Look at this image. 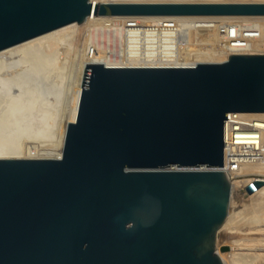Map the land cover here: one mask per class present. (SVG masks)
<instances>
[{"label":"water","instance_id":"1","mask_svg":"<svg viewBox=\"0 0 264 264\" xmlns=\"http://www.w3.org/2000/svg\"><path fill=\"white\" fill-rule=\"evenodd\" d=\"M90 15L264 3L0 0V264H224L226 170L167 168L222 167L227 114L264 112V55L105 60Z\"/></svg>","mask_w":264,"mask_h":264},{"label":"rangeland","instance_id":"2","mask_svg":"<svg viewBox=\"0 0 264 264\" xmlns=\"http://www.w3.org/2000/svg\"><path fill=\"white\" fill-rule=\"evenodd\" d=\"M99 1L102 3H104V2L107 3L108 1L111 2L112 0H99ZM114 1H116V0H114ZM117 1H119V0H117ZM207 1L208 2H210V1L211 2H214V1L221 2L222 1L224 3L227 1L232 2V1H237V0H226V1L225 0H207ZM238 1H244L246 3H250V2L257 1V0H238ZM98 16H100V15H98ZM129 16H127V17H129ZM132 16H130L131 19L130 18L126 19V21H125L126 23H124L125 19L122 21L121 20H112V21H108L107 23H101V24L99 23V27L97 26L98 23L94 24L93 20H92L94 28H96L95 31H97L96 34H99V33L101 34V32H103L102 30H105L106 33H104V32L103 33L106 34L105 36L107 38V35H108L107 32H109V30H112V29L115 30L116 29L115 31L118 33V35H122L123 38L125 39V40L123 39V42H121L122 44H120V46L117 45L116 47H112V45L108 46V45L102 44V42H105L104 40L106 38H103V34H101V37H99L100 35H98L97 37H98L103 55L108 56V57L111 56L112 58L117 57L115 55L116 53L123 55V52H121V51H124V49L127 50L125 43L128 41H132V40L134 41L135 39H138L135 41H137L136 45L140 47V48L138 47L139 52H141V51L144 52L143 51V49H144L143 48L144 30L145 29L146 30L153 29V28H149L148 25H150V27H151V26H155L158 24L165 23V22L162 23V20H159L161 23L157 22L158 24H156V22H148L149 24L148 23L146 24L145 21L147 18L146 19L145 18H136V16L135 17L134 16L132 17ZM173 16H175V15H173ZM103 17H105V16H103ZM240 17H250V16L245 15V16H240ZM251 17H256V16H251ZM257 17H262V18H255V20L252 18H250L248 20H241V19L233 20L229 23H225L226 25L225 24L222 25L221 23H219L220 26L218 25L216 27H214L210 24V28H207V29L205 26L206 25L209 26V24H205L204 23L205 21L203 23L198 22V23H200V25L197 24L198 26H200L199 28L197 26L188 27V23H182V24L176 23L177 25L174 24V26H176V27L178 26L177 27L178 29L176 27H174V28H176L177 31L173 30V28L170 31L171 35L173 36L171 45H163L164 44L163 37H160L157 35L156 40L154 41L155 43L153 42L154 44H152V46H154V48L156 49V52H158V54L159 53L162 54L163 52L174 53L175 54V55H173L174 58L173 57H171V58L175 59V60H177V58H178V60H179L178 62H181V64H183L186 61V63L184 64L185 67H187V65L189 63L191 64V63H194L196 61H201V60L204 61V60H207L210 58H216L219 60L226 61L229 57L234 56V55H264V34H263V32H264V16H257ZM133 18H134V20H133ZM129 20L132 21V23L128 22ZM142 20H144L143 21L144 23L142 22ZM115 21H116V23H115ZM137 21H139V22H137ZM111 22H113V23L111 24ZM121 24H123V25H121ZM106 25H108V26H106ZM103 26L106 28L103 29ZM211 26H212V28H211ZM100 27H102L101 28L102 30L100 29ZM186 27H187V29H186ZM218 27H219V29H218ZM107 28H110V29H108V31H107L106 30ZM131 28H132V30H130ZM180 28H182V29H180ZM195 30H196V32H195ZM198 30L202 31V32H198ZM216 30H218L219 32ZM189 31H190V33L191 32H193V33L195 32V33L190 34ZM196 33H197V35H196ZM186 34H188V37H186ZM130 38H131V40H127ZM185 38L188 41L184 42L183 40ZM226 41L229 43H227ZM182 43H185V47L188 48L187 50H185V47L183 46ZM223 43H224V45H223ZM188 44H190V45H188ZM191 44H193L195 46H193ZM240 44H242V45H240ZM202 46H204V47L202 48ZM230 47L233 50H231ZM245 47H247V48L243 49ZM207 49L209 52L207 51ZM196 50H199V52ZM206 51L208 53H205ZM210 51L211 52L214 51V52L211 53ZM188 52H191V53L189 54ZM260 52H262V53H260ZM106 53H107V55H106ZM203 54H205V55H203ZM206 54H208V55H206ZM209 55H211V56H209ZM195 56H197V57H195ZM179 57L180 58L182 57V59H180ZM190 57H192L194 59H192ZM169 59H170V57H169ZM190 59H192L191 60L192 62L190 61ZM188 67H189V65H188ZM228 115H229V118H227L224 122V153H223L224 154V156H223L224 161H223V166L224 167L226 166V167L225 168L223 166L222 167L225 170L227 168L226 171H231V172H229V173H231L229 183H230L231 189L234 191V195H231L232 197H230V198L234 202V206L236 207L237 200H239L241 202V204L244 203L243 205H240V207H238V209H240L241 213L239 215L240 217H237L236 220H238L240 218H241L240 220H244V219L245 220L242 221V223L240 222V224L238 226H236L235 229L233 228L230 231V233L224 235L225 241L223 240V243H222L223 245H221V246H228L230 249L220 253L221 254L220 256L222 257L223 254L231 251L232 248H240V247L232 245L235 238L245 239V237L246 238L249 237L250 239H254V241L252 240L253 242H250L251 244L253 243V246L252 245L251 246L249 245L250 247L246 246L247 248L241 247L240 250H234V252L232 250V252L235 254L234 255L235 257L233 258V255H232V257H229V258L227 257L226 261H224L223 263L224 264H264V187H262L261 189H258L257 192L253 191V188L251 187L252 191L249 192L248 188L250 187V185H247L248 184L247 182L249 181V179L246 178V177H249L251 175H256V174L264 175V112H233V113H230ZM231 151H235V154L238 156L235 157V160L232 158L229 159L228 160L229 162H228V161H226L228 159L227 155H230ZM227 152H228V154H227ZM230 163H231V165H229ZM236 196H238V197H236ZM237 198H239V199H237ZM254 222H256V223H254ZM240 235H242V236H240ZM227 239H229V240H227ZM246 244H247V242H246ZM235 260H237V261H235Z\"/></svg>","mask_w":264,"mask_h":264},{"label":"bare ground","instance_id":"3","mask_svg":"<svg viewBox=\"0 0 264 264\" xmlns=\"http://www.w3.org/2000/svg\"><path fill=\"white\" fill-rule=\"evenodd\" d=\"M226 1V0H225ZM90 2L91 3H94V4H101L102 2H100L99 0H90ZM104 2V1H103ZM109 2V1H108ZM107 2V3H108ZM105 3V2H104ZM109 3H223L222 1L221 2H216V1H214V2H208L207 0H119V1H114V0H112L111 2H109ZM224 3H246V2H244V1H232V2H224ZM250 3H264V0H257V1H254V2H250ZM130 16H132V15H130ZM130 16L129 17H127V16H105V17H103V16H98V15H90V17H91V20H93V23L95 24V23H98V27H99V23L101 24V23H107L108 21H112V20H124V23H126L125 21H126V19L127 18H130ZM133 17V16H132ZM135 17V16H134ZM136 18H147L146 19V21H145V23L147 24L148 22H156V24H158L157 22H160L159 20H162V23L163 22H169V21H171V22H174V24L175 25H177V24H182V23H188V27H191V26H197L198 28L200 27V26H198L197 24H199L200 25V23H198V22H201V23H203L204 21V23L205 24H209V26H205L206 27V29L207 28H210V24L212 25V26H214V27H216V26H218L219 25V23H221L222 25L223 24H225V23H229V22H231V21H233V20H239V19H241V20H248V19H250V18H252V19H254L255 20V18H262V17H238V16H201V15H195V16H193V15H175V16H173V15H170V16H164V15H142V16H136ZM131 19V18H130ZM133 20H134V18H133ZM144 20H142V22H143ZM128 22H131L132 23V21H128ZM127 22V23H128ZM137 22H139V21H137ZM207 22V23H206ZM110 23V22H109ZM108 23V24H109ZM113 22H111V24H112ZM115 23H116V21H115ZM144 23V22H143ZM161 23V22H160ZM177 23V24H176ZM129 24V23H128ZM134 24V23H133ZM149 24V23H148ZM154 24V23H153ZM104 25V24H103ZM116 25V24H115ZM119 25V24H118ZM121 25H123V24H121ZM130 25V24H129ZM159 25V24H158ZM226 25V24H225ZM237 25V24H236ZM96 26V27H97ZM101 26V25H100ZM106 26H108V25H106ZM149 27H150V25H148ZM185 26V25H184ZM204 26V25H203ZM212 26H211V28H212ZM220 26V25H219ZM235 26V25H234ZM120 27V26H119ZM118 27V28H119ZM129 27V26H128ZM176 27V26H175ZM178 27V26H177ZM176 27V28H177ZM196 27V28H197ZM226 27V26H225ZM102 27H100V29H101ZM106 27H104L103 26V29H105ZM113 28V27H112ZM176 28H174L173 27V30H176ZM96 29V28H95ZM99 29V30H100ZM108 29H110V28H107L106 30L108 31ZM115 29V28H114ZM123 29V28H122ZM178 29V28H177ZM180 29H182V28H180ZM186 29H187V27H186ZM189 29V28H188ZM215 29V28H214ZM218 29H219V27H218ZM102 30V29H101ZM116 30V29H115ZM115 30H109V32H107V38H106V34H104V33H106L105 32V30H102L103 32H101V34H103V38H106L104 41L105 42H102V44H104V45H112V47H116L117 45H119L120 46V44H122L121 42H123V36L122 35H118V33L115 31ZM130 30H132V28L130 29ZM241 30V29H240ZM118 31V30H117ZM177 31V30H176ZM194 31V30H193ZM208 31V30H207ZM206 31V32H207ZM213 31V30H212ZM216 31H218V30H216ZM245 31V30H244ZM250 31V30H249ZM97 32V31H96ZM99 32V31H98ZM173 32V31H172ZM179 32V31H178ZM195 32H196V30H195ZM194 32V33H195ZM198 32H202V31H199L198 30ZM219 32V31H218ZM239 32V31H238ZM181 33V32H180ZM186 33V32H185ZM184 33V34H185ZM189 33H190V31H189ZM188 33V34H189ZM192 34H194L193 32H191ZM190 33V34H191ZM101 34L99 33V34H97V36L98 35H100L99 37H101ZM188 34H186V37H188ZM263 34H264V32H263ZM136 35V34H135ZM196 35H197V33H196ZM200 35V34H199ZM237 35V34H236ZM105 36V37H104ZM216 36V35H215ZM132 37V36H131ZM134 37V36H133ZM191 37V36H190ZM196 37V36H195ZM217 37V36H216ZM220 37V36H219ZM231 37V36H230ZM100 39V38H99ZM176 39V38H175ZM103 40V39H102ZM125 40V39H124ZM127 40H131V38L130 39H127ZM135 40H138V39H135ZM128 41V42H126L125 43V46H126V49L127 50H125L124 49V51H121V52H123V55H120V54H115L117 57H114V58H112L111 56L110 57H108V56H105L104 55V58H105V60H123V59H128V58H133V57H138V56H140V57H144V58H148V59H153V60H166V61H177V67H185L184 66V64L186 63V61L183 63V64H181V62H178L179 60H178V58H177V60H175V59H172L171 57H173L174 58V56L173 55H175L174 53H172V52H163L162 54L161 53H159L158 54V52H156V49L151 45V46H149V48L148 47H145V45L143 44V48L145 49H143V51L144 52H139V46H137L136 45V43H137V41ZM190 40V39H189ZM218 40V39H217ZM184 42L185 41H188V40H186V38L183 40ZM207 41V40H206ZM197 42V41H196ZM212 42V41H211ZM220 42V41H219ZM227 42V41H226ZM149 43H153V42H149ZM200 43V42H199ZM202 43V42H201ZM227 43H229V42H227ZM235 43V42H234ZM183 44V46L185 47V43H182ZM214 44V43H213ZM239 44V43H238ZM188 45H190V44H188ZM191 45H193V44H191ZM206 45V44H205ZM222 45V44H221ZM223 45H224V43H223ZM240 45H242V44H240ZM249 45V44H248ZM247 45V46H248ZM124 46V45H123ZM147 46V45H146ZM193 46H195V45H193ZM192 46V47H193ZM218 46V45H217ZM231 46V45H230ZM122 47V46H121ZM139 47V48H138ZM204 46H202V48H203ZM211 47V46H210ZM209 47V48H210ZM236 47V46H235ZM239 47V46H238ZM190 48V47H189ZM224 48V47H223ZM222 48V49H223ZM231 48V47H230ZM240 48V47H239ZM238 48V49H239ZM247 47H245V48H243V49H246ZM104 49V48H103ZM121 49V48H120ZM179 49V48H178ZM184 49V48H183ZM188 48L187 47H185V50H187ZM109 50V49H108ZM205 50V49H204ZM210 50V49H209ZM214 50V49H213ZM231 50H233L232 48H231ZM193 51V50H192ZM196 51H198L199 52V50H196ZM207 51H208V49H207ZM205 52V53H208V52ZM217 51V50H216ZM237 51V50H236ZM239 51V50H238ZM211 52V51H210ZM214 52V51H213ZM213 52H211V53H213ZM240 52V51H239ZM259 52V51H258ZM263 52V51H262ZM262 52H260V53H262ZM184 53V52H183ZM189 54L191 53V52H188ZM201 53V52H200ZM158 54V55H157ZM193 54V53H192ZM191 54V55H192ZM210 54V53H209ZM106 55H107V53H106ZM190 55V56H191ZM196 55V54H195ZM199 55V54H198ZM203 55H205V54H203ZM206 55H208V54H206ZM188 56V55H187ZM209 56H211V55H209ZM208 56V57H209ZM169 57H170V59H169ZM195 57H197V56H195ZM180 58V57H179ZM187 58V57H186ZM190 58H192V57H190ZM180 59H182V57L180 58ZM192 59H194V58H192ZM192 59H190V61L192 60ZM197 59V58H196ZM202 61V60H201ZM204 61H209V62H223V60H219V59H216V58H210V59H207V60H204ZM192 62V61H191ZM194 64V65H193ZM187 65V64H186ZM189 65V67H194V66H196V62H194V63H189L188 64ZM188 65H187V67H188ZM193 65V66H192ZM230 114V113H229ZM229 118V117H228ZM226 120V119H225ZM225 120H224V122H225ZM224 122H223V153H224ZM226 146V145H225ZM223 156H224V154H223ZM223 161H224V159H223ZM223 161H222V166H223ZM226 164V163H225ZM227 165V164H226ZM229 165H231V164H229ZM234 166V165H233ZM224 167V166H223ZM216 167V168H207V167H203V168H167V169H172V170H190V169H193V170H205V169H212V170H225L224 168L226 167ZM230 167V166H229ZM228 167V168H229ZM232 167V166H231ZM226 170H227V168H226ZM231 170V169H230ZM229 172H231V171H226L225 172V174L227 175V177H228V179H229V182H230V174L231 173H229ZM246 178H248L249 179V181L247 182L248 184L247 185H250V187L248 188V189H250L251 191H252V188H253V191H255V192H257L258 191V189H261L262 187H264V175H260V174H256V175H251V176H249V177H246ZM239 179V178H238ZM242 179V178H241ZM252 187V188H251ZM230 189H231V187H230ZM231 195H234V191L231 189V194H230V197H232ZM236 197H238V196H236ZM237 199H239V198H237ZM244 204V203H243ZM243 204H241V202L239 201V200H237V205H236V207L234 206V210L226 217V220L224 221V223L220 226V227H218L217 229H216V233H215V239H216V241H215V244H214V246H215V248L216 249H218L221 245H223L222 243H223V240H224V235H226V234H228V233H230V231L234 228L235 229V227L236 226H238L239 224H240V222L242 223V221H244V220H240V219H238V220H236V218L237 217H240L239 215H240V209H238V207H240V205H243ZM240 220V221H239ZM254 223H256V222H254ZM257 228V227H256ZM257 230V229H256ZM233 233V232H232ZM240 236H242V235H240ZM245 237V236H244ZM252 238V237H251ZM236 239V240H235ZM234 239V241H233V246H237V247H246V246H253V243L251 244L250 242H253L254 241V239H250L249 237H245V239H237V238H235ZM227 240H229V239H227ZM253 240V241H252ZM225 241V240H224ZM246 242H247V244H246ZM249 242V243H248ZM249 246V247H250ZM232 248V247H231ZM240 248H232V250H233V252H234V250H240ZM247 248V247H246ZM232 250L231 251H229V252H226L225 254H223L222 255V257L220 256L221 254L219 253L218 255L220 256V258L222 259V261L224 262V261H226V258L228 257H232V255H233V258L235 257L234 255V253L232 252ZM246 250V249H245ZM222 253V252H221ZM238 256V255H237ZM237 258V257H236ZM240 259V258H239ZM235 261H237V260H235ZM241 262V261H240Z\"/></svg>","mask_w":264,"mask_h":264},{"label":"built area","instance_id":"4","mask_svg":"<svg viewBox=\"0 0 264 264\" xmlns=\"http://www.w3.org/2000/svg\"><path fill=\"white\" fill-rule=\"evenodd\" d=\"M173 27H175L174 26V22L169 21V22H165L163 24H159V25H155V26L149 27V28H153V29H150V30H146L145 29L144 30V41H143V44L145 45V47L149 48V46H151L152 44L155 43L154 41L156 40V36L158 35L160 37H163V39H164L163 40L164 41L163 45H171L173 36L171 35L170 31H171V29ZM149 42H154V43H149ZM228 117H229V115L227 114L226 119ZM227 154H228V152H227ZM236 156H238V155L235 154V151H231L230 155H227L228 159L226 158L227 159L226 161H228L231 158L235 160Z\"/></svg>","mask_w":264,"mask_h":264}]
</instances>
